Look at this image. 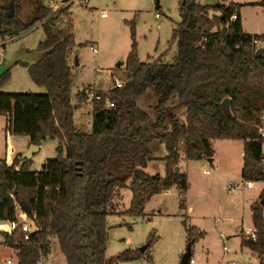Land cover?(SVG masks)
<instances>
[{
  "label": "trees",
  "instance_id": "trees-1",
  "mask_svg": "<svg viewBox=\"0 0 264 264\" xmlns=\"http://www.w3.org/2000/svg\"><path fill=\"white\" fill-rule=\"evenodd\" d=\"M29 0L0 5V47L43 20L42 52L24 63L31 80L45 93L5 92L9 71L0 74V114L7 118L6 132L23 135L29 144L55 140L56 156L39 170L32 159L17 152L11 163L0 158V223L17 218L16 204L31 219L33 231L15 228L4 232L3 243L15 250L19 264H39L56 240L66 264H118L139 258L149 250L153 237L136 250L105 255L106 217L117 212L121 190L131 191L126 214L140 216L153 195L175 186L187 187L184 173L174 171L180 156L185 160L210 159L212 140H241L244 181H264V137L259 133L264 114V51L256 56L252 36L264 34L242 29L239 2L198 0L179 3L180 20L173 30L177 50L174 61L160 58L141 61L133 40L127 55L121 86L104 93L86 86L72 91L69 56L75 46L70 5L52 8L47 0H34L36 16L24 15ZM264 5V0H261ZM158 8V5H157ZM235 14L236 19L231 16ZM59 17L64 27L59 28ZM92 102L89 131L74 125L73 113ZM153 93V119L139 106L138 98ZM96 96H99L97 98ZM113 103L105 106V99ZM227 98V107L223 100ZM177 112H180L178 116ZM163 144L165 155H151L153 142ZM160 159L164 174H148V161ZM180 180H183L181 184ZM250 205L255 238L244 236L241 246L256 253L264 264V217L261 200ZM187 228V242L203 235ZM192 251L188 257V264Z\"/></svg>",
  "mask_w": 264,
  "mask_h": 264
},
{
  "label": "rangeland",
  "instance_id": "rangeland-1",
  "mask_svg": "<svg viewBox=\"0 0 264 264\" xmlns=\"http://www.w3.org/2000/svg\"><path fill=\"white\" fill-rule=\"evenodd\" d=\"M9 1L0 0V5H6ZM54 1L58 2L55 9L59 8L61 0ZM180 1L182 0H89L87 4H69L68 12H71L73 20L75 40L69 56L73 77L72 91L91 86L104 93L114 86L115 79L123 82L126 79L124 65L130 51L132 33L141 61L160 58L165 63H172L177 50L173 30L180 20ZM198 1L202 4H214L222 0ZM232 1L244 4V29L254 34L264 33V5L260 3L261 0ZM24 4L26 17L37 15L34 0ZM102 12L105 14L103 17ZM58 25L59 28L64 27L63 17H59ZM43 39V27L37 25L5 41V46L0 47V74L9 71V78L2 91L46 92L44 87L31 80L23 65L31 64L39 58L42 52L37 46ZM90 46L96 47L97 52H93ZM85 103L87 105H83L81 109L74 110L73 120L77 128L90 130L93 105L90 99ZM154 103V95L150 92L138 98L139 106L151 120ZM179 113L177 112L178 116L181 115ZM6 123L5 116H0V158H5ZM15 136L16 141L27 138L23 135ZM14 145L13 138L11 151L14 150ZM56 146L55 140L44 141L31 158L32 168L35 169L45 160L55 157ZM212 148L213 166L208 159L185 160L181 155L177 166L186 176V189L180 190L173 186L153 195L145 202L140 216L126 214L131 191L127 188L121 190L122 197L115 199L117 212L106 217L107 258L125 250L139 249L153 237L149 250L142 256L118 264H179L188 243L187 228L190 227L195 232H203L191 246L193 262L190 264H230V261L237 264H259L257 254L241 246L240 242L245 231L253 229L249 204L260 201L264 181H253L250 187L243 185L241 140L215 139L212 140ZM149 149L152 156L159 158L166 153L163 144L158 141L153 142ZM262 153L264 154V142ZM203 170H208L209 173L205 174ZM146 172L150 175L157 172L164 174L163 161L156 159ZM229 182L235 185L232 192L228 190ZM1 230L0 223V264H19L15 250L1 243ZM42 264H66L56 240L52 241L50 253Z\"/></svg>",
  "mask_w": 264,
  "mask_h": 264
},
{
  "label": "built area",
  "instance_id": "built-area-1",
  "mask_svg": "<svg viewBox=\"0 0 264 264\" xmlns=\"http://www.w3.org/2000/svg\"><path fill=\"white\" fill-rule=\"evenodd\" d=\"M61 2V6H66L68 4H78L80 2H83L85 4H87L89 2V0H68L66 3H62V0L60 1ZM57 1L55 2L54 0H48V4L55 9V7H57ZM105 14L102 12L101 13V16L103 17ZM231 19L234 20L236 19V15L233 14L231 16ZM43 20H40L39 22H37L31 29H33L34 27H37V25H41ZM30 29V30H31ZM251 43H252V46H254V49L257 50L258 48H264V40L261 39L260 37H256V36H252L251 37ZM91 50L93 52H97V49L96 47L94 46H90ZM115 86H121V82L118 80V79H115V83H114ZM94 95V92L92 91L89 95V99L91 100V98L93 97ZM97 98H99V96H96ZM113 103L110 102L107 98L105 99V106L106 107H109V106H112ZM259 133L262 137H264V114L261 116V125H260V128H259ZM203 173L205 174H208L209 171L208 170H203ZM253 184V181H244L243 182V185L246 186V187H250L252 186ZM229 187H228V190L230 192H232L235 188V185L233 182H229L228 183ZM16 208H17V218L15 220H12V221H8V222H5V223H1V226H7L8 230H13L15 228H20L22 231L25 232V236L24 238L27 240L28 239V233H30L31 231L34 230V228L32 227L33 225L31 224V219L27 217L26 215V212H25V209L22 208L20 210V206H18L16 204ZM245 235L246 236H249L251 238H255V234H254V231L253 229L252 230H247L245 231ZM224 250L225 251H228L227 250V247L226 246H223ZM44 261V259H41L40 263L39 264H42V262ZM9 262V261H8ZM193 262V259L191 258L189 263H192ZM230 264H237L235 261H230Z\"/></svg>",
  "mask_w": 264,
  "mask_h": 264
},
{
  "label": "crops",
  "instance_id": "crops-1",
  "mask_svg": "<svg viewBox=\"0 0 264 264\" xmlns=\"http://www.w3.org/2000/svg\"><path fill=\"white\" fill-rule=\"evenodd\" d=\"M226 1V0H225ZM232 1V0H231ZM230 0H227L226 2H231ZM232 2H237V1H232ZM240 3V2H239ZM244 7L243 6H241L240 7V9H239V16H240V20H241V24H242V29H243V31L244 32H246V33H250V34H254V33H251V32H249V31H246L245 29H244V26H243V13H242V9H243ZM256 34H264V33H256ZM3 88V87H2ZM77 91V88H76V90L75 91H73V93H75ZM88 102H89V100H88ZM83 105H87V103H84V104H82L81 105V107L83 106ZM81 107H80V109H81ZM87 113H89V110L87 109ZM0 116H2V114H0ZM5 116V115H4ZM5 118H6V116H5ZM6 120H7V118H6ZM75 125V124H74ZM81 128V127H80ZM91 129V128H90ZM86 131H89L88 129H86ZM16 136L15 135H12V134H9V133H7L6 132V130H5V136H4V140H5V145H4V147H5V159H6V162L9 164V163H11V161H12V158H13V156L17 153V152H23L24 150H26V148L28 147V145H29V141H28V138H21L22 140L21 141H16L15 138ZM21 137H23V136H21ZM14 138V141H15V145H14V150L13 151H11V148H10V144H11V139H13ZM227 140H229V139H227ZM42 145V144H41ZM41 145H40V147H39V149L41 148ZM22 148V149H21ZM21 150V151H20ZM240 155H241V157H242V163H243V143H242V141H241V153H240ZM164 156V155H163ZM263 156H264V154H263ZM162 157V156H161ZM213 161H214V155H213V157L212 158H210V159H208V162L209 163H211V165L213 166ZM152 163H153V161H148V164H147V167L145 168V171L150 167V166H152ZM40 167H41V165H39L38 167H36L35 168V170H39L40 169ZM241 167H242V165H241ZM263 172H264V168H263ZM157 173H159V172H157ZM160 174H162V173H160ZM244 182V181H243ZM253 185V184H252ZM263 188V187H262ZM262 190V189H261ZM252 203H250L249 204V209H250V205H251ZM18 206H20V210L23 208L21 205H19V204H17ZM250 216H251V213H250ZM263 217H264V208H263ZM238 230L239 231H241V228L240 227H238ZM1 231H4V232H10V230H8V228H7V226H2V230ZM2 242L1 243H3V241H4V237L2 236V240H1ZM4 244V243H3ZM9 260H7V262H8Z\"/></svg>",
  "mask_w": 264,
  "mask_h": 264
},
{
  "label": "water",
  "instance_id": "water-1",
  "mask_svg": "<svg viewBox=\"0 0 264 264\" xmlns=\"http://www.w3.org/2000/svg\"><path fill=\"white\" fill-rule=\"evenodd\" d=\"M68 0H62V3H66ZM264 51V48H258L255 52L256 56H259L262 52ZM84 92V89H83ZM227 101L228 99L225 98L223 100V105L227 107ZM39 145H34V144H29L26 150L22 152L21 158L23 159H31L32 156L38 151ZM174 171L178 172L179 171V166L174 167ZM181 184H183V180H180ZM261 204L264 205V198L261 200ZM191 254V243L188 242L185 248V251L182 253L180 257L179 264H188V257Z\"/></svg>",
  "mask_w": 264,
  "mask_h": 264
}]
</instances>
